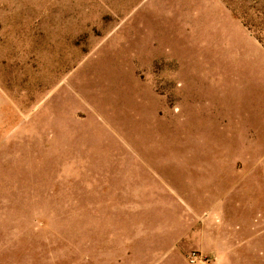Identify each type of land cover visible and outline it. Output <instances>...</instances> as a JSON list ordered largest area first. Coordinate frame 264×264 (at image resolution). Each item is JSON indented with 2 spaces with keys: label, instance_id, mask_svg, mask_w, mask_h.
<instances>
[{
  "label": "rangeland",
  "instance_id": "rangeland-1",
  "mask_svg": "<svg viewBox=\"0 0 264 264\" xmlns=\"http://www.w3.org/2000/svg\"><path fill=\"white\" fill-rule=\"evenodd\" d=\"M264 264V0H0V264Z\"/></svg>",
  "mask_w": 264,
  "mask_h": 264
},
{
  "label": "built area",
  "instance_id": "built-area-1",
  "mask_svg": "<svg viewBox=\"0 0 264 264\" xmlns=\"http://www.w3.org/2000/svg\"><path fill=\"white\" fill-rule=\"evenodd\" d=\"M198 260V255L196 253H192L190 256H189V262L191 264H195Z\"/></svg>",
  "mask_w": 264,
  "mask_h": 264
}]
</instances>
